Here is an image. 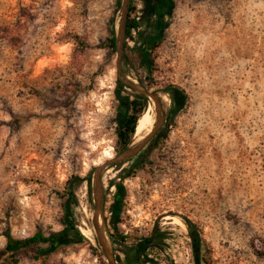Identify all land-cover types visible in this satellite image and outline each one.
I'll use <instances>...</instances> for the list:
<instances>
[{
	"label": "rangeland",
	"instance_id": "374dc122",
	"mask_svg": "<svg viewBox=\"0 0 264 264\" xmlns=\"http://www.w3.org/2000/svg\"><path fill=\"white\" fill-rule=\"evenodd\" d=\"M122 2L0 0V249L7 229L16 238L62 230L66 210L80 233L93 228L94 168L118 154L122 100L134 92L118 83L115 53L99 46ZM166 3L152 69L137 71L160 94L166 134L102 170L105 235L117 264H130L143 240L135 264H196L188 224L207 264H264V0ZM135 6L143 18L154 11ZM168 84L184 90L177 111ZM75 175L82 181L69 183ZM100 252L87 238L22 251L18 264H108ZM0 264H11L7 254Z\"/></svg>",
	"mask_w": 264,
	"mask_h": 264
},
{
	"label": "trees",
	"instance_id": "16d2710c",
	"mask_svg": "<svg viewBox=\"0 0 264 264\" xmlns=\"http://www.w3.org/2000/svg\"><path fill=\"white\" fill-rule=\"evenodd\" d=\"M135 1L136 0H130L129 3L123 39L124 51L122 61L135 72V78L137 79L139 84L146 88H150L146 85L145 80L137 74V71L138 69H143L147 72H150L152 69V66L149 62V53L159 46V42L162 36V29L164 26L163 15L165 13L167 3L166 0H144L146 2H149L150 6L153 7L154 11L147 13L145 18H143L140 17V15H138L137 13ZM134 39L138 40L139 44L129 46V42ZM77 43L81 46L82 50L86 47L83 41L77 40ZM99 46L103 48H108V50L113 54L116 51V30L113 17L110 18L108 23V35L104 40L99 43ZM118 83L122 84L121 81H118ZM165 91L172 100V106L174 110L177 111L178 109H180L181 103L185 98L184 90L175 84H168L165 88ZM115 94L117 97H119V99L121 98L119 87L116 89ZM147 104L148 98L137 94L135 91L129 97L124 98L122 100L119 124L116 129V137L118 144L117 153L123 151L131 143L136 122L139 116L147 107ZM166 130L167 126H162L157 132V134L146 144L142 151H146L147 147L148 149L154 148L162 139V137L166 134ZM137 155L135 156L137 157ZM143 156L137 159V161L141 160ZM81 181L82 178L75 175L70 178L69 183L77 184ZM120 194L121 185L118 184L117 196H119ZM112 207V213H114L115 210L116 217L117 204L115 203ZM70 216V212L66 210L65 220L63 221V229L59 231L50 232L47 235H45L42 231L37 230L30 236L24 238H16L10 233L9 229H7L5 245L2 249H0V258L3 255L7 254L11 260V264H18V254L22 251L36 249L38 251V256L40 254L51 252L55 249V247L58 246L87 242V238L83 236L79 232V230L74 226V223L72 222ZM188 227L196 264H207L206 258L201 253V251L203 250V245L200 243L196 231L189 224ZM110 237L112 238L113 243L116 244L118 240L114 239L113 234H110ZM118 238L121 242L124 238H126V236L119 234ZM144 246L146 245H143V242H141V244L137 245V248H134V252L136 251V255H134L135 253L133 252H131V254L127 253L130 264H135L137 261L136 259L144 257V250L142 249ZM100 254L103 255L102 252H100Z\"/></svg>",
	"mask_w": 264,
	"mask_h": 264
},
{
	"label": "water",
	"instance_id": "95a60500",
	"mask_svg": "<svg viewBox=\"0 0 264 264\" xmlns=\"http://www.w3.org/2000/svg\"><path fill=\"white\" fill-rule=\"evenodd\" d=\"M129 0H123L121 5V16L116 28V51H115V69L117 73V78L126 86L134 90L137 94L141 96H145L148 99L151 98L154 102V110H155V122L151 128V130L137 143L128 146L120 153L115 156L109 157L107 160L98 164L94 168L93 178H92V193H93V203H94V213L92 218V226L95 231L96 241L100 246L106 261L108 264H117L111 246L109 244V240L105 235V229L103 226L98 225V214L101 213L103 215V199L101 194V182L100 175L104 168L110 165L121 164L122 162L129 160L135 155L139 154L142 149L146 146V144L157 134L163 124V112L160 101V95L155 91L150 90L137 83L134 80L129 79L126 75L122 73L121 63L123 56V39L125 32V24L128 15V3ZM103 221H105L103 216Z\"/></svg>",
	"mask_w": 264,
	"mask_h": 264
},
{
	"label": "bare ground",
	"instance_id": "6f19581e",
	"mask_svg": "<svg viewBox=\"0 0 264 264\" xmlns=\"http://www.w3.org/2000/svg\"><path fill=\"white\" fill-rule=\"evenodd\" d=\"M161 99L164 103L167 102V97H165L164 95H162ZM153 110H154V102L151 98H149L147 107L142 112V114L139 116V118L136 122L135 130H134V134H133V138L136 141L141 140L151 130L153 122H154ZM110 155L111 154L109 152L106 154L107 157H110ZM164 218L172 224H177L180 226L184 225L181 222V220L175 215H166ZM98 225L104 227L103 215L101 213L98 214ZM80 231L91 242H93V243L95 242V239H96L95 238V231L92 227L84 226V227L80 228Z\"/></svg>",
	"mask_w": 264,
	"mask_h": 264
},
{
	"label": "flooded vegetation",
	"instance_id": "af4514ba",
	"mask_svg": "<svg viewBox=\"0 0 264 264\" xmlns=\"http://www.w3.org/2000/svg\"><path fill=\"white\" fill-rule=\"evenodd\" d=\"M147 242H148V240H144V241H143V245H146Z\"/></svg>",
	"mask_w": 264,
	"mask_h": 264
}]
</instances>
